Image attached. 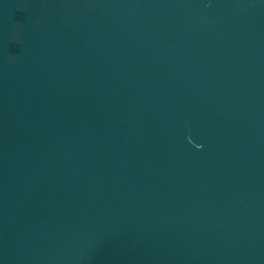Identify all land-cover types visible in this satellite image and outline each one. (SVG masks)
<instances>
[{
    "label": "water",
    "instance_id": "obj_1",
    "mask_svg": "<svg viewBox=\"0 0 264 264\" xmlns=\"http://www.w3.org/2000/svg\"><path fill=\"white\" fill-rule=\"evenodd\" d=\"M0 264H264V0H0Z\"/></svg>",
    "mask_w": 264,
    "mask_h": 264
}]
</instances>
